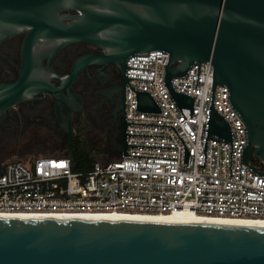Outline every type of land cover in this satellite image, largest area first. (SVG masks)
I'll use <instances>...</instances> for the list:
<instances>
[{"label": "water", "instance_id": "95a60500", "mask_svg": "<svg viewBox=\"0 0 264 264\" xmlns=\"http://www.w3.org/2000/svg\"><path fill=\"white\" fill-rule=\"evenodd\" d=\"M30 28L39 38H87L107 48L124 72L119 101L120 155H126L127 60L169 53L166 84L180 107L194 98L177 92L175 77L211 61L214 85H226L245 123L244 162L264 164V0H0V41ZM32 85L43 83L28 73ZM139 109L160 112L148 92ZM3 97L0 103L9 99ZM209 138L231 141L226 119L211 107ZM69 128L67 152L77 167ZM0 264H264V226L122 218L0 216Z\"/></svg>", "mask_w": 264, "mask_h": 264}, {"label": "built area", "instance_id": "2783aa9c", "mask_svg": "<svg viewBox=\"0 0 264 264\" xmlns=\"http://www.w3.org/2000/svg\"><path fill=\"white\" fill-rule=\"evenodd\" d=\"M168 62L169 53L163 50L127 60L126 155L96 160L88 171H77L67 151L10 160L0 169V214L188 210L264 220V164L244 162L246 126L229 88L213 89L211 61L195 63L172 80L177 92L194 98L192 108L180 107L166 84ZM138 91L150 93L160 112L140 110ZM212 106L230 124L231 141L209 138Z\"/></svg>", "mask_w": 264, "mask_h": 264}, {"label": "flooded vegetation", "instance_id": "af4514ba", "mask_svg": "<svg viewBox=\"0 0 264 264\" xmlns=\"http://www.w3.org/2000/svg\"><path fill=\"white\" fill-rule=\"evenodd\" d=\"M29 30L0 41V100L10 95L0 103V152H66L70 128L89 148L93 139V152L120 154V63L107 61V48L83 37L28 43ZM33 71L43 83L28 82ZM7 162L0 158V167Z\"/></svg>", "mask_w": 264, "mask_h": 264}, {"label": "bare ground", "instance_id": "6f19581e", "mask_svg": "<svg viewBox=\"0 0 264 264\" xmlns=\"http://www.w3.org/2000/svg\"><path fill=\"white\" fill-rule=\"evenodd\" d=\"M0 216H23V217H48L50 215L40 214H0ZM65 218H122V219H141V220H159V221H179V222H200V223H222L238 224L248 226H264V220L251 218H220L195 214L192 211L180 210L168 214H149L139 212H121V213H81L59 215ZM50 217H58L50 216Z\"/></svg>", "mask_w": 264, "mask_h": 264}, {"label": "trees", "instance_id": "16d2710c", "mask_svg": "<svg viewBox=\"0 0 264 264\" xmlns=\"http://www.w3.org/2000/svg\"><path fill=\"white\" fill-rule=\"evenodd\" d=\"M74 150H75L76 155H77L78 160H79L78 166L76 167L77 171H88V170H90L92 168L94 162L97 160L96 159V156H97L96 153L100 154V152H98V151H96V153L93 151H90L88 148V144H87L86 140L83 139L81 136H77L74 139ZM63 152H65V150H60L54 154L63 153ZM119 156H120V154H119ZM256 162L260 163L259 160H256ZM262 166L264 169V165H262ZM1 168L2 167H0V169Z\"/></svg>", "mask_w": 264, "mask_h": 264}, {"label": "rangeland", "instance_id": "374dc122", "mask_svg": "<svg viewBox=\"0 0 264 264\" xmlns=\"http://www.w3.org/2000/svg\"><path fill=\"white\" fill-rule=\"evenodd\" d=\"M93 139L89 140L90 143V148L89 150L92 151L94 148V144L92 142ZM57 151L51 150L47 152H36V153H27V154H19L16 155L14 153H2L0 152V158L1 159H6L8 161L14 160V159H24V160H31L32 158L41 156V155H49V154H54ZM96 159L100 160L102 162H107V161H112L115 160L119 156V151L117 149H108V151H103L100 154H96Z\"/></svg>", "mask_w": 264, "mask_h": 264}]
</instances>
